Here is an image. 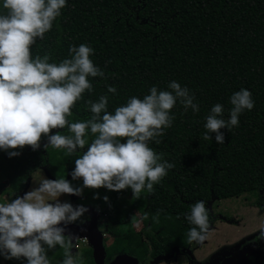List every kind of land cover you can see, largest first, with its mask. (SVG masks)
<instances>
[{"label": "trees", "instance_id": "obj_1", "mask_svg": "<svg viewBox=\"0 0 264 264\" xmlns=\"http://www.w3.org/2000/svg\"><path fill=\"white\" fill-rule=\"evenodd\" d=\"M160 1L166 4L165 11H158L162 19L148 14L154 9L153 0H67L51 31L32 48L33 56L50 54V62L66 58L70 46L87 44L95 49L91 59L106 78H91L94 93L85 94L70 120L88 116L84 101L105 94L106 85L118 91V95L109 94L110 111L132 96L143 98L153 86L168 90L173 80L194 93L200 111L184 112L177 104L172 127L159 137L160 144L149 145L175 165L154 186V193L142 192L137 199L130 189L117 193L101 188L95 199L104 205L107 196L105 207H111L112 193L118 194V207L125 214L115 224L122 226L130 222L134 208L145 207L149 237L160 240L154 244L156 254L158 247L167 253L189 245L190 226L183 214L193 203L204 201L208 209L215 199L264 191V0H213V11L205 0H194L186 9H180L177 0ZM241 88L252 93L254 108L244 111L231 132L221 130L224 144H217L214 134L212 141L203 140L205 117L212 106L222 104L227 118L230 97ZM51 150L47 155L38 150L32 153L29 174L44 165L71 173L75 157L59 150L56 168L57 162L49 157ZM8 174L15 185L24 179L17 171ZM113 225L109 224L108 232L118 241V253L126 246L125 239L140 237L133 230L117 231ZM48 255L51 264L63 259V252ZM83 259L84 264H94L91 254L84 253Z\"/></svg>", "mask_w": 264, "mask_h": 264}, {"label": "clouds", "instance_id": "obj_2", "mask_svg": "<svg viewBox=\"0 0 264 264\" xmlns=\"http://www.w3.org/2000/svg\"><path fill=\"white\" fill-rule=\"evenodd\" d=\"M66 5L67 0H0V151L11 159L25 148L37 151L43 146L47 152L63 150L75 157L71 181L43 176L23 195L0 202V257L22 264H51L48 253L57 248L63 250L60 264H84L74 250L80 238L65 232L68 225L85 223L89 210L61 202L60 197H82L85 189L101 188L117 193L130 189L137 199L142 192L154 193V186L175 165L150 143H161L159 137L175 120L172 110L177 104L184 112L200 111L194 93L173 80L168 90L153 86L143 98L132 96L112 111L109 94L118 91L106 85L105 94L84 101L88 116L70 120L77 103L94 93L91 78L106 76L91 59L95 49L87 44L70 46L59 62H50L47 53L33 56V45L44 40ZM229 102L227 118L222 104L212 106L203 140L212 141L214 134L215 142L224 144L221 130L231 132L244 111L255 106L252 93L244 88ZM81 180L82 185L72 183ZM103 199L108 202L107 196ZM183 218L190 226L188 243L203 245L210 233L206 203H193Z\"/></svg>", "mask_w": 264, "mask_h": 264}, {"label": "flooded vegetation", "instance_id": "obj_3", "mask_svg": "<svg viewBox=\"0 0 264 264\" xmlns=\"http://www.w3.org/2000/svg\"><path fill=\"white\" fill-rule=\"evenodd\" d=\"M44 143H46V140L42 139L41 144L43 145ZM38 151L47 155V151L44 150L43 146ZM51 151H49V157ZM33 152L34 151H32L30 148H25L24 150H22L20 156L9 159L8 155L5 152L0 151V202H5L6 200L13 198L15 195H23V193L29 191L32 187L36 186L35 183L39 182V180L34 181V176L38 171L45 170L49 172L48 165L47 166L44 165L39 167V169L36 170L35 172L29 174L30 168L32 167L31 156ZM23 160L24 161L26 160L27 164H25ZM55 167L58 168L59 165ZM10 171H17L19 172V174H22L21 171H25V174L26 172L27 174L26 176L25 174H22L24 179L23 180L21 179V181H19L18 184L15 185V182H13V179L8 174ZM68 174L69 177L67 179L71 181L70 173L68 172ZM70 197L72 199V203H77L76 199L78 198L79 200L83 196L82 197L70 196ZM94 203L95 205L98 204L101 205V203H98L95 200ZM84 207H86L89 210L87 212L88 215L85 214V216L83 217L85 223L89 222L93 218L91 211L93 212L96 211L99 215L98 228L102 233L103 246L105 249L104 264H113L115 263V260L118 257L122 258L121 264H230V261L227 260V257L228 259H239L242 256H244L245 261L243 263V260L240 259L241 261H239V264H264V239L260 238V234L261 232H264V230L259 232L256 231V233L255 232L252 233L254 234V237H246L247 234H245L244 236L246 237V239L242 241L240 247L236 250V252L232 253V256L227 255V253H225L227 252L226 251L227 248L224 247H226L227 245L222 246V243H219V241L216 240L211 241L209 243L208 241L207 243L205 241L203 245H199V247H197L193 251L190 247L193 244H189L187 246H182V247L180 246L173 247L167 253H161L159 249L160 247H158L159 253L156 254L155 251L157 250L155 249L154 244H156L157 246L160 240L149 237L150 234V231L148 230L149 223L147 222L144 216L146 212L145 207H141L144 209L143 210L144 211L143 218L145 220L144 227L142 229H139V231H137L135 227L136 223L133 222L132 218H130L129 225H131V228L127 229V230H133L136 234H139L140 237L125 239L126 246L122 249V252L118 253V247H117L118 244H116V242L118 241L108 232L109 224L105 223L104 225V223H102L103 216H107V215L105 213H102L100 210L95 209L94 207L91 206H84ZM104 209H108V208L104 207ZM208 212L210 216V226H211L215 217L210 206H208ZM112 224H114L113 228H115L117 231L121 230L120 227L122 225H118V224L116 225L115 222ZM75 225H82V224L77 222L75 223ZM78 241L79 239L75 242L74 250L80 253L82 258L84 253L91 254L93 263L97 264L95 260L94 246L91 245L89 241L85 243H79ZM50 252L60 253L63 252V250L57 248L55 251H50ZM253 253H255V256L253 255ZM179 256L185 257L183 258V261L179 262ZM159 259L161 260L158 261ZM9 261L10 260H5L3 259V257H0V264H9Z\"/></svg>", "mask_w": 264, "mask_h": 264}, {"label": "rangeland", "instance_id": "obj_4", "mask_svg": "<svg viewBox=\"0 0 264 264\" xmlns=\"http://www.w3.org/2000/svg\"><path fill=\"white\" fill-rule=\"evenodd\" d=\"M179 2L180 9H186V7H189L193 4L194 0H177ZM205 5L209 11H213V0H205ZM155 3V4H154ZM154 9H151L148 11V14H154L157 19H162L163 14L162 11H165L166 4L162 3L160 0H153ZM159 10H162L161 12H158ZM60 156V151L56 149H52L50 153V160L55 161L56 166L59 165L58 163V157ZM56 176V177H53ZM68 171H65L64 169L58 168L55 171H52L49 169L48 171L40 170L38 171L34 176V181L40 180L43 176L55 180L56 178H60L65 176V179L69 177ZM74 183V182H72ZM74 184L82 185V180L75 182ZM100 189H85L83 193V197L78 200L76 199L77 203H72V199L70 196H62L60 197L61 202L67 201L71 203L73 206L76 205H83V206H91L95 209L100 210L102 213H105L107 216H103L102 223L112 224L115 221H118L122 219V217L125 214V210L121 211L118 207V200L119 195L116 193H112V196L115 199V203L110 207L106 206V204L109 203L105 202L104 205L98 204L95 205L94 203V196H97V191ZM127 200H131L130 197L126 198ZM209 206L211 207L213 213H214V221L212 225L210 226V233L209 238L206 240V243L208 241H219V243H222L223 245H227L224 248H227L225 253L227 255H231L232 253H235L236 250L240 247V244L243 240L246 239V237H254V234L256 231H262L264 230V191H258L254 193H247L240 197H234L230 199L225 200H213ZM108 208V209H104ZM110 207V208H109ZM144 209L141 207L134 208L131 212V218L133 219V222H135L136 230L139 231V229H142L145 225V220L143 218V211ZM86 215H88L86 213ZM125 224L124 226H121V230H127L131 228V225ZM245 234L246 237L244 236ZM253 235V236H252ZM241 237V238H239ZM244 237V238H242ZM238 239V240H236ZM192 251L199 247V245H196L193 243L192 246H190ZM212 247V246H211ZM204 248V247H203ZM249 249V248H247ZM255 256V253H253ZM52 257L56 258L58 255H51ZM184 256H179V262L183 261ZM243 260L244 263V256L240 257L239 259H228L230 261V264H239V261ZM12 264H22V261L18 260H12ZM23 264H26V262H23Z\"/></svg>", "mask_w": 264, "mask_h": 264}, {"label": "water", "instance_id": "obj_5", "mask_svg": "<svg viewBox=\"0 0 264 264\" xmlns=\"http://www.w3.org/2000/svg\"><path fill=\"white\" fill-rule=\"evenodd\" d=\"M93 218L82 225L71 224L66 228L65 234H73L79 238H87L91 245L95 248V260L97 264H104L105 249L103 246V236L98 228L99 215L95 211H91ZM176 252V251H174ZM167 258V257H166ZM121 257H118L113 264H121ZM162 259V258H161ZM159 259L158 261H160Z\"/></svg>", "mask_w": 264, "mask_h": 264}, {"label": "built area", "instance_id": "obj_6", "mask_svg": "<svg viewBox=\"0 0 264 264\" xmlns=\"http://www.w3.org/2000/svg\"><path fill=\"white\" fill-rule=\"evenodd\" d=\"M79 243H85V242H88V239L87 238H80Z\"/></svg>", "mask_w": 264, "mask_h": 264}]
</instances>
